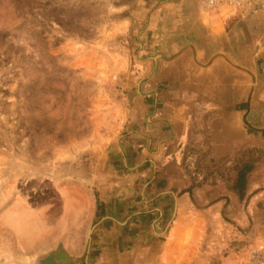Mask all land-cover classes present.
<instances>
[{"label":"crops","instance_id":"0c3cea01","mask_svg":"<svg viewBox=\"0 0 264 264\" xmlns=\"http://www.w3.org/2000/svg\"><path fill=\"white\" fill-rule=\"evenodd\" d=\"M121 8L127 15L115 21L138 39L135 84L126 82L121 105L103 114L104 142L87 179L97 197L70 228L30 233L35 264H212L207 234L228 226L264 248L260 163L238 192L232 160L264 145V5L225 15L203 0H125ZM188 159L204 160L203 176ZM83 231L92 236L79 259ZM204 240L205 258L197 255Z\"/></svg>","mask_w":264,"mask_h":264},{"label":"rangeland","instance_id":"374dc122","mask_svg":"<svg viewBox=\"0 0 264 264\" xmlns=\"http://www.w3.org/2000/svg\"><path fill=\"white\" fill-rule=\"evenodd\" d=\"M124 2L0 0V264H35L30 233L38 239L70 228L79 208L97 197L87 179L104 142L103 114L121 105L126 82L135 84L140 58L138 39L115 21L127 15ZM233 156V162H259L253 167L264 175V145ZM193 160L187 162L192 174L203 176L204 160ZM86 231L79 259L89 253L92 231L88 238ZM207 235L215 244L212 264L216 257L229 264L239 257L240 264L251 249L264 252L231 226ZM207 243L198 256H210Z\"/></svg>","mask_w":264,"mask_h":264},{"label":"built area","instance_id":"2783aa9c","mask_svg":"<svg viewBox=\"0 0 264 264\" xmlns=\"http://www.w3.org/2000/svg\"><path fill=\"white\" fill-rule=\"evenodd\" d=\"M203 3L206 11L225 15L232 12H251L264 5V0H203ZM240 264H264V252L251 249Z\"/></svg>","mask_w":264,"mask_h":264},{"label":"trees","instance_id":"16d2710c","mask_svg":"<svg viewBox=\"0 0 264 264\" xmlns=\"http://www.w3.org/2000/svg\"><path fill=\"white\" fill-rule=\"evenodd\" d=\"M238 165H236L235 171L237 174V181L236 183H234L233 188L238 190V192H241L245 189V185H246V176L248 175L249 171H250V162H245L242 159L238 160L237 162Z\"/></svg>","mask_w":264,"mask_h":264}]
</instances>
